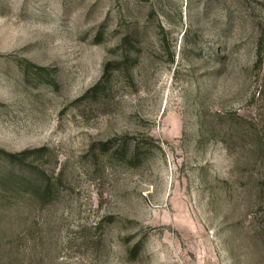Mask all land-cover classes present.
Here are the masks:
<instances>
[{"label": "rangeland", "instance_id": "obj_1", "mask_svg": "<svg viewBox=\"0 0 264 264\" xmlns=\"http://www.w3.org/2000/svg\"><path fill=\"white\" fill-rule=\"evenodd\" d=\"M0 149V264H264V0H0Z\"/></svg>", "mask_w": 264, "mask_h": 264}, {"label": "trees", "instance_id": "obj_2", "mask_svg": "<svg viewBox=\"0 0 264 264\" xmlns=\"http://www.w3.org/2000/svg\"><path fill=\"white\" fill-rule=\"evenodd\" d=\"M101 83H102V79L99 81V83H96L91 89H90V92L91 91H96L98 88H100V85H101ZM87 96V95H86ZM30 152H32V153H35V154H40V153H42L43 152V149L41 150V149H35V150H30V151H23V152H21V153H18V154H8V153H6V152H4V151H2L1 149H0V153H3L4 155H6L7 157H9L10 158V160H11V162L12 161H14V162H18V163H20L21 161H22V159L23 158H25L26 157V155L28 154V153H30ZM48 193H49V185H45L44 186V188H43V191H42V198H46L47 197V195H48Z\"/></svg>", "mask_w": 264, "mask_h": 264}]
</instances>
